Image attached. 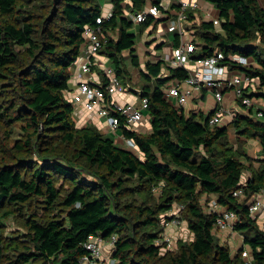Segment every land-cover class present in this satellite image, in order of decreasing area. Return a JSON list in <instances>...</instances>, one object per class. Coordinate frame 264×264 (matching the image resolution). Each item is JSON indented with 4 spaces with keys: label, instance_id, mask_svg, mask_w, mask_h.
Instances as JSON below:
<instances>
[{
    "label": "trees",
    "instance_id": "obj_1",
    "mask_svg": "<svg viewBox=\"0 0 264 264\" xmlns=\"http://www.w3.org/2000/svg\"><path fill=\"white\" fill-rule=\"evenodd\" d=\"M206 1L217 8L220 23L194 22L197 15L189 12L194 55L220 48L247 56L250 65L222 62L257 80L259 90L251 95L264 99V6L260 0ZM112 3L106 19L100 0H0V264H83L91 234L117 236L114 264H264V225L249 210L251 198L264 191V117H256L254 107L228 125H211L212 114L187 115L167 99L165 86L189 71L170 68L166 77L162 61H147L140 69L141 96L148 99L151 130L120 117L135 147L78 125L66 93L84 56L86 26L101 28L99 54L110 58L124 87L133 82L123 52L140 66L134 23L125 12L141 10L145 0ZM157 19L149 16L141 30L157 26ZM108 81L105 74L98 85ZM256 140L258 157L248 151ZM240 188L243 194L235 195ZM212 196L238 214L234 227L250 247L249 260L245 248L233 254L220 243L217 213L202 203ZM176 206L193 239L180 238L172 249L163 221ZM10 219L23 233L6 232Z\"/></svg>",
    "mask_w": 264,
    "mask_h": 264
},
{
    "label": "built area",
    "instance_id": "obj_2",
    "mask_svg": "<svg viewBox=\"0 0 264 264\" xmlns=\"http://www.w3.org/2000/svg\"><path fill=\"white\" fill-rule=\"evenodd\" d=\"M176 0H150L148 5L139 11L133 9L125 12V16L135 21L136 23L144 22L149 16L155 15L166 19L165 28L163 34L166 35L169 32H175L179 36V44L173 48L170 55H166L164 58L169 61L174 67H185L187 64L193 61L196 64V68L190 72L184 79V83L188 85L187 90H183L180 86V82L173 81L169 83L165 89L166 96L170 100L177 101L176 104L180 107L183 105L188 96L193 91L202 90L203 87H209L215 92L216 98L221 102L223 100L224 92L227 88L234 90L237 100L242 102L247 108L254 107L257 111L255 116L258 118L264 117V107L260 106L257 99L251 94L258 90L254 87V79L239 70L236 75L227 76L230 72L228 64L222 61L229 58L242 65H250L249 58L242 54H230L226 55L222 49H217L214 53L208 56L198 55L193 58L192 55L196 51V42L188 37L185 24L189 18L190 10H198L201 7L198 0H178V7H174ZM174 11V16L170 17L171 11ZM205 14L210 15V12L204 10ZM112 15L105 16L106 19ZM165 17V18H164ZM215 24L220 23L219 14L213 16L212 19ZM98 23H102V17L97 19ZM100 27H92L90 25L85 28V36L87 41V54L88 57L79 63L76 71V78L78 79V93L74 94L73 102H82L88 109H98V113L105 116L110 123L111 128L115 132L120 127V117H124L127 124L133 125L143 121L145 110L148 109V99L142 98L141 105L134 104H115L112 108L102 106L101 102L105 100L108 94H113L117 91L124 90V86L121 84L119 78L115 74L113 67H107L105 74L108 76V84L105 87L101 85H94L87 78V74L91 73L94 65V58L99 54V49L102 46V39L100 37ZM256 88V89H254ZM230 116L232 119L236 115L235 111L231 109H224L222 106L218 107L215 112L212 113L210 118L211 125H217L223 121L224 116ZM126 145L135 147V142L132 139H126ZM235 195L240 196L243 194V189H237L234 192ZM208 197H204L203 205L208 213H217L216 224L214 232L221 238L227 231H234L235 224L239 220L238 214L229 210L228 208L221 206L216 197L212 196V201L206 203L204 200ZM208 205V206H207ZM250 213L256 217L260 224L264 225V191L256 193L249 203ZM172 218L170 221L164 220L165 227L179 226L183 223L181 217V206L169 213ZM164 235V234H163ZM168 243L169 239L164 238ZM117 241V236L112 235L110 238L105 239L100 235L91 234L85 242L86 248L89 250V255H86L82 259L83 264H114L113 258L106 259L104 256V250L106 245H112L114 247ZM242 255L246 260L250 259V251L244 249ZM112 257V256H111Z\"/></svg>",
    "mask_w": 264,
    "mask_h": 264
},
{
    "label": "crops",
    "instance_id": "obj_3",
    "mask_svg": "<svg viewBox=\"0 0 264 264\" xmlns=\"http://www.w3.org/2000/svg\"><path fill=\"white\" fill-rule=\"evenodd\" d=\"M150 0H145V4L141 10H143L149 3ZM103 8V16H108L113 11V3L112 0H100ZM129 2V1H128ZM201 7L198 10H193V12L196 13L197 18L193 20L194 22H200L201 19L203 20H211L213 16L218 15L217 8L210 2L206 0H198ZM261 4L264 6V0H260ZM132 8H129L128 10H131ZM204 10H207V12H210V15L205 14ZM189 12H192L190 10ZM170 17L174 16V11H171ZM165 18V17H164ZM128 19V18H127ZM130 20V19H129ZM134 23V27L132 31L136 34V54L139 57L140 66H135L132 64L131 60V54L128 50L123 52V57L127 63V66L129 70L132 72V79H130L129 87H124V90L117 91L113 94H108L104 101L101 102L102 106H107L109 108H112L115 104H134V105H141L142 96H141V85L143 84V80H141V73L140 69H146V63L147 61H162L163 62V76H169L170 75V68H174V66L167 61L164 57L166 55H170L173 51V48L179 44V36L175 32H169L166 35L163 34L164 28H165V21L166 19H163L161 17H158L157 26H154V24L148 26L146 29L141 30V23H136L133 20H130ZM191 22H187L185 24L186 29L189 28ZM155 28V29H154ZM110 33V32H109ZM108 33V34H109ZM188 37L190 39H193V36L190 31L187 30ZM111 35V34H109ZM118 33L111 35L112 37L117 38ZM84 56L78 61L81 63L84 61L87 57V43L84 46ZM193 58H196L197 55H192ZM77 65V69H78ZM107 67H114V64L105 55L98 54L96 58H94V65L93 70L91 73L87 74V78L90 82H92L94 85L102 84V79L104 77V73ZM196 68V64L191 61L187 64V70L192 72ZM76 69V71H77ZM240 70V68H231L230 72L227 76L236 75L237 72ZM76 71L73 73V76L70 80V89L67 91L66 96L67 98L72 101L74 105V116L75 119L80 126H95L99 129L100 132H102L105 135L113 137L115 142L118 145H126V139L123 135L122 130L120 127L114 132L113 129L110 126L109 121L105 116H102L98 113L99 106L97 109H88L82 102H73V96L74 94L78 93V79L76 78ZM102 71V73H101ZM177 81L180 82V86L183 90H187L189 87L187 84H185L183 80H178L176 78L171 79L166 86L173 82ZM254 87L259 88V82L256 80L253 84ZM165 86V89L167 87ZM254 88V89H256ZM259 90V89H258ZM258 90H255L258 92ZM166 91V90H165ZM167 97V96H166ZM259 103L260 106L264 107V99L255 97ZM167 99L172 102L175 106H178L176 104L177 101L170 100V98L167 97ZM222 106L224 109H231L232 111H235L236 113L242 112V113H248L249 108H244L240 106V101L237 100L234 90L232 88H227L224 92L223 100L220 102L216 96L214 90H212L209 87H203L202 90L199 91H193L191 95L188 96L187 101L180 105L179 108H183L185 113L189 115L192 112L199 113L202 112L203 114H212L215 112V110L218 109V107ZM151 117L148 113V109L145 110L144 119L142 122L138 124H133L134 128H142L143 130L149 131L151 130ZM223 120L226 122L225 125H228L232 118L230 116H224ZM230 135L232 139H235V132L233 129H230ZM127 146V145H126ZM248 151L250 155L258 157L261 151V146L259 142L256 140L252 143L248 144ZM248 172V176H249ZM246 176V178L248 177ZM180 227V226H179ZM178 226H174L172 228H169L170 233L175 234V231ZM224 235L219 238L220 243L223 245H228L230 249L232 250L233 254L237 253L238 250L241 248H245L250 251V247L248 245H244V239L242 235L234 230L227 231L226 233H223ZM193 239V237L191 238Z\"/></svg>",
    "mask_w": 264,
    "mask_h": 264
},
{
    "label": "rangeland",
    "instance_id": "obj_4",
    "mask_svg": "<svg viewBox=\"0 0 264 264\" xmlns=\"http://www.w3.org/2000/svg\"><path fill=\"white\" fill-rule=\"evenodd\" d=\"M225 123L226 122L223 120L220 123V125H225ZM17 133L19 135L22 134V132L20 130H18ZM256 165L258 166V163H256ZM246 176H248V172L247 171H245V173H244V180L247 179ZM212 200H213L212 197H208L204 201L209 204V202H211ZM185 224L186 223L183 222L181 225H179L180 227L178 226L179 228H177V230L175 231V234H172L169 231V228H172L173 226H170V227L165 229V232H164L163 236H164V238L170 240V243H168L169 244L168 248H172V249L175 248L176 247V241L178 239H180V238L191 240V238L193 237V233L189 230V228ZM23 231H24V228L22 227V224L19 221L14 220V219H10V220L7 221V227H6V232L7 233H12V232H14V233H17V232L23 233ZM111 246L112 245H109V244L106 245L105 250H104V256L108 260H109V258H112L111 257L112 256L111 252H113V249H114V247H111Z\"/></svg>",
    "mask_w": 264,
    "mask_h": 264
}]
</instances>
